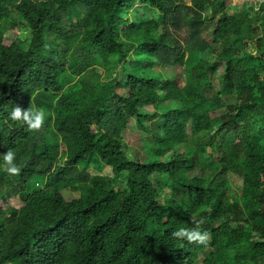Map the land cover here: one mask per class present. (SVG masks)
<instances>
[{
  "label": "trees",
  "instance_id": "obj_1",
  "mask_svg": "<svg viewBox=\"0 0 264 264\" xmlns=\"http://www.w3.org/2000/svg\"><path fill=\"white\" fill-rule=\"evenodd\" d=\"M133 52L176 73L103 77ZM14 106L52 116L28 129ZM0 264H264V0H0Z\"/></svg>",
  "mask_w": 264,
  "mask_h": 264
},
{
  "label": "rangeland",
  "instance_id": "obj_2",
  "mask_svg": "<svg viewBox=\"0 0 264 264\" xmlns=\"http://www.w3.org/2000/svg\"><path fill=\"white\" fill-rule=\"evenodd\" d=\"M260 0H230L231 5L234 8H239L245 6L250 10H255L259 5ZM133 15L141 18H158L159 14L156 10L149 9L141 4H138L134 10ZM22 38L25 40L26 45L28 46L31 40V33L28 29H22ZM145 56L139 54L138 52H133L131 57L125 63L118 64L116 58L111 57L108 64H105L101 58L98 59V65L100 70L102 71L103 77L105 79L112 78L117 70H123L129 73H134L138 75L144 76H154L160 79L168 78L176 73L174 66L163 64V63H154L151 66H145L144 64ZM184 74L181 75L182 81H184ZM42 113V122L48 123L52 113L50 111L39 110ZM188 132L189 138L185 143H183L182 147H187L190 150H195L194 147V133L190 128V123L188 122ZM139 138L138 134L133 131H127V138L124 144V151L132 158H143L145 159L149 154L150 145L147 143V139H149V134H142ZM212 149L210 147L207 148L205 154L200 157V165H198L190 174H198L201 175L204 170H211L216 166L217 163L213 164L212 161ZM214 165V166H213ZM211 168V169H210ZM92 172H95L92 168H89ZM161 175L159 173H154L152 175V179L156 184L159 183ZM232 184L234 185V189H237L238 183L240 179L236 176H231ZM119 187H124V180H121L118 183ZM161 197L165 199L168 196V191L165 189H161ZM64 197L67 200H71L80 196L78 190L74 188H66L62 190ZM240 200V197H238ZM261 221V219H259Z\"/></svg>",
  "mask_w": 264,
  "mask_h": 264
},
{
  "label": "clouds",
  "instance_id": "obj_3",
  "mask_svg": "<svg viewBox=\"0 0 264 264\" xmlns=\"http://www.w3.org/2000/svg\"><path fill=\"white\" fill-rule=\"evenodd\" d=\"M9 118L12 120H18L17 118H21L27 122L28 129H36L40 126L42 121V113L39 110L26 109L21 113V109L17 106H14L12 110L8 113ZM31 117V118H29ZM13 152L11 150H7L2 154V160L5 162H9L13 158ZM7 172L10 174H15L18 169L14 164L7 165ZM174 236L184 235L186 239L189 241L195 240L197 243H203L206 240V233H201L198 230H186L184 228L177 229L173 232Z\"/></svg>",
  "mask_w": 264,
  "mask_h": 264
}]
</instances>
